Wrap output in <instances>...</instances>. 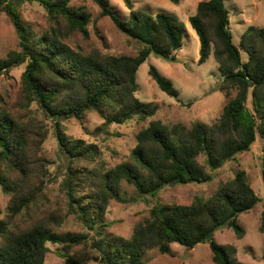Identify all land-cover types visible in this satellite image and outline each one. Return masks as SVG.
Returning a JSON list of instances; mask_svg holds the SVG:
<instances>
[{
    "label": "trees",
    "instance_id": "16d2710c",
    "mask_svg": "<svg viewBox=\"0 0 264 264\" xmlns=\"http://www.w3.org/2000/svg\"><path fill=\"white\" fill-rule=\"evenodd\" d=\"M19 1L39 3L48 12L51 25L41 35L34 34L14 1L0 0L20 36V49L0 58V77L26 64L25 95L55 119L60 148L69 160L62 187L70 212L91 230L101 225L112 199L138 202L156 196L168 185L211 182L225 163L238 162L240 155L250 151L258 137L264 141V27L250 26L237 45L224 0H202L190 21L200 39L199 63L213 53L223 75L219 87L230 100L220 118L210 126L197 123L191 129L151 120L137 134L132 161L110 169L91 168L89 164L100 157L99 147L68 137L61 120H83L89 110L117 124L153 116L156 106L136 95L137 71L152 53L176 62L186 25L175 14L162 11L153 15L136 8L133 0H123L130 11L129 18L123 19L110 0H94L103 16L111 18L119 31L142 47L136 55H111L99 50L85 54L65 41L76 31L88 37L90 14L85 8L73 7V0ZM171 1L178 4L180 0ZM240 49L248 52L247 61L242 59ZM149 73L162 91L178 97V89L156 67L151 66ZM28 129L27 124L0 110V186L6 194H12L7 215L0 221V239H4L0 264H45L47 242L61 245L58 253L65 264H146L145 250L158 247L169 254L172 243L193 248L206 242L216 264H243L235 245L220 244L214 236L227 227L243 237L240 215L263 199L252 187L245 169L222 182L213 195L197 196L191 204L157 203L130 238L92 239L88 232L59 230L62 219L58 213L29 220L33 214L49 211L42 203L46 198L45 179L50 174L47 165H36L40 159L34 158L32 149L42 140L32 141L38 133L31 126ZM39 135L45 136L44 132ZM262 149L260 173L264 182V143ZM123 180L136 188L135 194L122 190Z\"/></svg>",
    "mask_w": 264,
    "mask_h": 264
},
{
    "label": "rangeland",
    "instance_id": "374dc122",
    "mask_svg": "<svg viewBox=\"0 0 264 264\" xmlns=\"http://www.w3.org/2000/svg\"><path fill=\"white\" fill-rule=\"evenodd\" d=\"M9 1V0H7ZM24 23L34 32L41 35L51 25L48 12L39 3L13 0ZM135 7L153 15L158 12L175 14L186 25L182 47L177 50V61L170 62L152 53L139 67L136 78L137 97L143 102H152L156 113L146 119L134 118L125 124L107 122L98 112L89 110L83 120L76 118L62 119L65 134L73 140L82 139L99 147L100 157L92 161L91 168L110 169L120 163L132 161V151L137 144V134L147 127L151 120H161L169 126L183 124L191 129L195 124L210 126L217 121L230 100L220 90L223 75L213 53L204 63H199L200 39L193 28L190 18L196 13L202 0H180L175 4L171 0H133ZM230 11V26L234 42L239 45L242 35L250 26L264 27V0H224ZM111 7L123 19L129 18V9L123 0H110ZM73 7H83L90 14L89 35L84 37L79 31L70 34L65 40L72 48L85 54L99 50L111 55H136L142 44L119 31L111 18L103 16L94 0H73ZM20 49V36L16 31L9 13L0 6V58L12 50ZM242 59L247 61L249 54L240 49ZM156 67L159 72L178 89V97H172L162 91L151 77L149 70ZM26 64L14 67L0 77V110L10 114L21 124L30 126L38 133L32 141L42 140L32 149L42 163L49 168L45 179L46 198L42 203L44 211L31 216L32 219L49 218L58 213L62 219L61 231L74 233L88 232L92 239L122 236L130 238L135 227L151 215V209L161 204H191L197 196L213 195L222 182L231 179L239 169L248 172L249 181L254 190L263 199L252 210L242 213L240 224L245 235L239 238L231 228H221L214 239L220 244H232L237 247V258L243 264H264V231L261 230L264 212V182L260 173L263 139L258 137L250 151L244 152L238 162H227L217 177L206 183L192 182L168 185L156 195L147 196L138 202L122 203L112 199L101 225L91 230L84 222L72 214L67 195L62 187L69 160L60 148L55 119L45 114L36 101L29 100L24 91L23 72ZM236 92H233L234 96ZM251 105V104H250ZM32 125H31V124ZM44 132L45 136L39 134ZM31 141V142H32ZM31 155V154H30ZM203 161V157H201ZM40 166V165H39ZM122 190L129 195L136 193V188L122 181ZM12 194H6L0 186V221L7 215V206ZM4 239H0V245ZM49 251L45 264H65V259L58 253L61 245L47 242ZM143 258L146 264H216L208 242L195 247H186L172 243L169 254L162 253L158 247L145 250ZM88 264H101L90 261Z\"/></svg>",
    "mask_w": 264,
    "mask_h": 264
}]
</instances>
